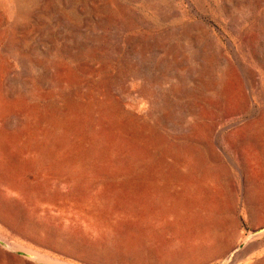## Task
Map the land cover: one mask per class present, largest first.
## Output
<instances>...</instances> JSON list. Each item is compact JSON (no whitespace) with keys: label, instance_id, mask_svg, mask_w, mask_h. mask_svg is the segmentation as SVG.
Here are the masks:
<instances>
[{"label":"rangeland","instance_id":"obj_1","mask_svg":"<svg viewBox=\"0 0 264 264\" xmlns=\"http://www.w3.org/2000/svg\"><path fill=\"white\" fill-rule=\"evenodd\" d=\"M262 227L264 0H0V264H245Z\"/></svg>","mask_w":264,"mask_h":264},{"label":"crops","instance_id":"obj_2","mask_svg":"<svg viewBox=\"0 0 264 264\" xmlns=\"http://www.w3.org/2000/svg\"><path fill=\"white\" fill-rule=\"evenodd\" d=\"M230 257L228 258V260L230 262H233L234 259H232V256ZM245 264H264V251L259 250L257 254L254 257H252L249 261H247Z\"/></svg>","mask_w":264,"mask_h":264},{"label":"water","instance_id":"obj_3","mask_svg":"<svg viewBox=\"0 0 264 264\" xmlns=\"http://www.w3.org/2000/svg\"><path fill=\"white\" fill-rule=\"evenodd\" d=\"M264 231V227L258 229L257 231L253 232V234H256V233H261ZM243 245H240L239 247H242Z\"/></svg>","mask_w":264,"mask_h":264},{"label":"bare ground","instance_id":"obj_4","mask_svg":"<svg viewBox=\"0 0 264 264\" xmlns=\"http://www.w3.org/2000/svg\"><path fill=\"white\" fill-rule=\"evenodd\" d=\"M34 255V254H33Z\"/></svg>","mask_w":264,"mask_h":264}]
</instances>
